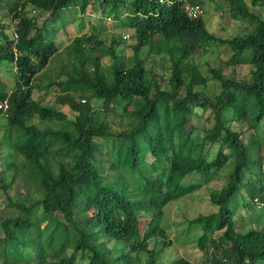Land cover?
Wrapping results in <instances>:
<instances>
[{
    "label": "trees",
    "instance_id": "trees-1",
    "mask_svg": "<svg viewBox=\"0 0 264 264\" xmlns=\"http://www.w3.org/2000/svg\"><path fill=\"white\" fill-rule=\"evenodd\" d=\"M3 1L15 23L11 39L0 26V72L5 65L13 68L9 89L0 79V102L8 105L4 171L40 197L8 201L21 215L0 221V264H164L160 257L169 241L160 226L162 209L220 172L222 184L208 192L216 211L188 221L199 228L200 264H264V172L258 142L242 138L245 127L257 132L264 125V20L248 11L245 0H225L230 18L251 27L228 39L208 33L202 14L192 19L184 12L185 4L202 10L212 0ZM258 3L264 9V0L249 4ZM88 5L114 22L111 29L131 30L132 36H111L105 44L104 22L92 25ZM83 22L87 31L81 33ZM69 29L76 33L54 76L36 88L56 86L54 101L68 108L71 119L31 98L34 78L58 58V32L65 38ZM129 39L125 62L115 48ZM214 44L231 52L224 65L233 74L234 65L249 70L238 78L206 68L220 88L211 98L197 89L207 79L194 57ZM144 48L148 56L141 58ZM241 55L247 61H237ZM105 57L106 67L100 62ZM162 63L168 64L167 74L156 72L164 70ZM134 100L139 104L111 134L105 114L127 113ZM192 117L209 123L197 137ZM105 150L108 161L98 158ZM247 201L262 207L259 227L249 220L238 232L233 216ZM142 218L148 220L145 227ZM141 225L149 232L141 233ZM149 242L158 249H148ZM165 264L193 263L175 258Z\"/></svg>",
    "mask_w": 264,
    "mask_h": 264
},
{
    "label": "rangeland",
    "instance_id": "rangeland-1",
    "mask_svg": "<svg viewBox=\"0 0 264 264\" xmlns=\"http://www.w3.org/2000/svg\"><path fill=\"white\" fill-rule=\"evenodd\" d=\"M245 2L248 6L249 12L264 20V9L261 7V4L258 3L254 7H252L249 4L250 0H245ZM7 6L8 3L5 1L0 3V26L3 27V33L9 39H11L13 37L12 33L15 23H13L10 20L9 16L6 14ZM201 7L203 10L201 19L204 22L205 29L208 33L212 34L216 38L228 39L235 35H241L251 29L250 25H248L247 22L234 21L230 18L228 14V6L225 0L205 1L202 3ZM86 15L89 16V21L92 23V25H96L97 23L102 21L104 22L101 25L102 29H100V39L104 40L105 44L108 43L111 36H121L122 39H127L128 36H132L131 30H120L116 28L111 29L110 25H114V22L107 21L106 18L104 20L101 19L102 17L99 15V11H91L90 5H88V7L86 8ZM76 22L77 21H75V23ZM82 25L83 28L81 33H84L87 31V26L85 22H83ZM75 33V30L69 29L68 36H65L64 38L61 30L58 32V35L56 36L58 58L56 57L55 59H53L52 63L47 65L45 70H42V72L37 75L32 81L31 98L35 101L40 102L42 105L55 107L64 115H66L68 119L72 118V114L70 113L68 108L66 106H60L54 101V96L57 94H52V92H56L57 87H50L46 92L44 90H38L36 87L39 88L44 85L47 82V77L50 76L49 78H51L54 76V71L57 69V65L60 64L59 59H62L64 57L63 49L68 40H70L75 35ZM132 43L133 40L129 39L115 48L117 54L122 55L125 62H127V58L131 55V51L128 46ZM146 54L147 48H144L140 54L141 58H145L146 56H148ZM230 55L231 52L220 44H214L207 47L206 52L200 51L195 54L194 63L198 66L201 76L207 79L205 85L202 88H197L203 94L212 98L214 95H217L220 92L218 83L210 77V75L207 73L206 68L219 69L221 74L227 77H233L234 75H236L238 78H242L248 76L249 67L246 64L234 65V74L232 72L233 67L224 65V63H226L230 58ZM155 59L158 60L157 58ZM244 60L247 61V56L245 55H241L237 58V61L240 62H244ZM100 62L102 66L106 67L109 65L110 60L105 57L101 59ZM161 65L164 70L156 68V72L158 74H167L165 67H167L168 64L162 63ZM148 66L149 64L146 63V67ZM4 67L6 70L4 72H0V79L6 84V87L9 89L12 83L13 68L11 65H5ZM181 93L182 89L178 91V94ZM80 102L82 103V100H80ZM129 104L130 106L126 107L127 113H120L123 112L120 111L116 112L114 115H111L110 112L105 114L106 120H111L108 126V131L111 134L115 133L116 131H120L121 125L125 122L126 117L130 115V112H132L130 110H132L134 106H137L139 103L138 101L134 100ZM3 115L0 113V221L7 218L13 219L21 215L19 211H16L15 209L9 208L7 206L9 200L14 201L16 199H23L33 202L36 197H40L38 193H35L31 189V187L24 181L19 179L18 176L14 179H11V177H9L11 173L4 171L5 167L3 164V154L6 152V128L4 127L5 119L3 118ZM204 117H192L190 121V124L196 127V131L194 133L195 137L199 136V130L201 128L209 126V123L205 121ZM33 122L36 123L35 120ZM262 129H264V125H260L257 132H253L251 128L245 127L244 135L242 138L245 141L248 139H253L258 142L259 156L262 162L261 170L264 172V143L262 140ZM209 157H211V154L208 156V158ZM98 158L102 161H108L109 157L107 150L102 151L98 155ZM17 160L20 161L21 159L18 158ZM147 160L149 161L150 158L147 157ZM223 178L224 172L217 173L213 178L209 179L206 184L203 183L202 185H195L194 190L189 195H185L182 198L169 203L162 209L160 226L164 230L166 240L169 241V246L166 247L165 251H163V254L160 257V260L164 264L175 258H183L193 264H200L203 261L201 253L195 248V240L196 236L199 235V228L189 225L188 221L195 218L197 215H206L216 211V207L210 204L208 200V192L210 189H219L220 185L223 182ZM244 196L245 195L243 194V199ZM237 202L239 203V198H237ZM248 202L249 201H247V203ZM261 208L262 207L260 205H256L254 202L248 203L246 207L238 205L233 216L235 230L238 232H243L245 228L249 226V220H254L252 227L258 228L259 224L255 220L257 219L258 213L259 211H261ZM147 216L148 214L146 215V217ZM147 222V218L141 219V223L144 225V227L146 226ZM44 223L45 222H42L41 226ZM144 227L142 225L140 226L141 233L144 230H146V232H149L150 229H144ZM0 237H2L1 230ZM140 240H146L144 234H142ZM147 248L156 250L158 249V246L156 242H149ZM120 249L121 251H123V249L124 251L127 250V248H124L123 246H121ZM145 257V254L142 253L139 256V259L143 260ZM85 263L86 260H78L76 262V264Z\"/></svg>",
    "mask_w": 264,
    "mask_h": 264
},
{
    "label": "built area",
    "instance_id": "built-area-1",
    "mask_svg": "<svg viewBox=\"0 0 264 264\" xmlns=\"http://www.w3.org/2000/svg\"><path fill=\"white\" fill-rule=\"evenodd\" d=\"M184 12L187 17L195 19L202 14L201 8L196 4H185L183 6ZM126 39V38H125ZM7 109V103L5 101L0 103V110L5 111Z\"/></svg>",
    "mask_w": 264,
    "mask_h": 264
},
{
    "label": "clouds",
    "instance_id": "clouds-1",
    "mask_svg": "<svg viewBox=\"0 0 264 264\" xmlns=\"http://www.w3.org/2000/svg\"><path fill=\"white\" fill-rule=\"evenodd\" d=\"M0 103H1V102H0ZM7 109H8V105H7ZM7 109H6L5 111H1V110H0V113H1L2 115H3V114L5 115V114H6V111H7ZM4 115H3V116H4Z\"/></svg>",
    "mask_w": 264,
    "mask_h": 264
}]
</instances>
